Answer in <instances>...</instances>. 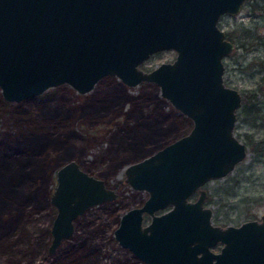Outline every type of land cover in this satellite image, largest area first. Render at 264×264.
I'll return each instance as SVG.
<instances>
[{
    "label": "water",
    "instance_id": "water-1",
    "mask_svg": "<svg viewBox=\"0 0 264 264\" xmlns=\"http://www.w3.org/2000/svg\"><path fill=\"white\" fill-rule=\"evenodd\" d=\"M246 0H0V93L21 103L66 85L92 92L112 76L128 87L150 82L192 120L190 131L129 164L126 182L146 190L114 230L119 244L148 264H264V213L239 225H213L207 180L231 172L248 154L236 135L240 92L225 83L224 58L236 45L220 27ZM173 62L142 68L156 52ZM199 189L198 200L189 195ZM115 189L72 158L56 170V207L48 253L75 232L90 207ZM163 210L162 212H157ZM151 220L144 225L143 214ZM221 242L219 251L211 246Z\"/></svg>",
    "mask_w": 264,
    "mask_h": 264
},
{
    "label": "rangeland",
    "instance_id": "rangeland-1",
    "mask_svg": "<svg viewBox=\"0 0 264 264\" xmlns=\"http://www.w3.org/2000/svg\"><path fill=\"white\" fill-rule=\"evenodd\" d=\"M255 2L259 5L256 9L253 6ZM219 25L231 34L236 45L235 50L224 59V79L226 85L237 89L242 96L235 133L246 144L248 154L229 174L213 178L205 184L209 193L206 204L214 211V223L239 225L249 219H261L264 213V1L247 0L238 15L222 17ZM175 55L174 51L162 52L147 61L142 68L150 71L162 62L173 60ZM108 79L107 84L99 82L88 94H78L68 86L63 89L51 88L45 93L52 94V98L60 101H68L69 104L75 103L76 108L87 109L91 104L90 98L100 87L103 91L116 85L113 81L115 78ZM145 83L148 82L130 88L129 91L135 95L156 93V87H144ZM157 93L162 99L160 91ZM76 96L82 97L80 101L75 99ZM155 106L166 112L174 109L172 105L170 109L164 101L159 104L155 102ZM127 108L126 106L124 110ZM176 115V112L171 114L172 118L163 125L166 127L170 123H176L177 128L171 133L160 134L159 144L162 146L182 135H178L183 129L181 120ZM125 118L126 116H122V120L118 121L119 116H115L106 126L111 129L109 135L115 141L106 138L100 140L104 134L101 130L104 124L100 122L93 125L89 122L90 119L83 118L87 122V131L92 127L100 129L98 137L94 138L84 130L78 136L70 138L69 145L74 150V157L64 161L65 163L75 158L88 172L105 179L109 186L120 185L119 196L94 205L80 215L75 220L73 236L64 239L52 254L48 253V247L52 240L51 228L57 210L50 201L49 205L26 219L24 226L29 232L27 236L16 234L15 240L7 242L6 246H2L0 241V264H147L129 248L121 246L114 235L121 215L134 206L142 205L148 197L147 191L135 190L125 182L126 167L157 150L143 151L152 145L144 135L136 140L140 141V144H135L139 147H132L123 136L122 125ZM114 122H117L116 128ZM191 127L189 123L185 132ZM55 184L56 173L55 181L50 185L53 187L51 194ZM149 219L147 217L145 221L148 222ZM220 243L212 248L219 251Z\"/></svg>",
    "mask_w": 264,
    "mask_h": 264
},
{
    "label": "trees",
    "instance_id": "trees-1",
    "mask_svg": "<svg viewBox=\"0 0 264 264\" xmlns=\"http://www.w3.org/2000/svg\"><path fill=\"white\" fill-rule=\"evenodd\" d=\"M253 6L256 9L259 5L255 2ZM228 38L234 42L231 34H228ZM108 78L114 79L108 76L100 82L105 85L109 81ZM113 81L116 83L114 87L103 91L100 87L95 92L90 98L91 104L87 109L76 108L75 103L69 104L68 101L52 98L50 93H44L21 103H9L0 93V241L2 246L14 241L19 235L27 236L29 232L24 226L26 219L49 205L53 189L50 185L55 181L56 169L65 159L74 157V150L70 148L69 140L86 130L87 122L83 118L90 119L89 122L93 125L100 122L104 124L101 129L104 134L100 140L106 138L115 141L109 135L111 129L106 126L113 117L119 116L118 121H121L122 116H126L122 125L123 136L134 148L139 147L135 144L140 141L136 140L142 135L146 136V140L152 145L143 151L162 147V144H159L160 134L171 133L177 128L176 123L163 127L175 112L177 118L181 120L183 129L178 135L187 130V125L190 123L188 117L172 109L171 104L158 96L157 91L160 90L156 84L150 82L143 84L144 87L151 85L156 87V93L135 95L131 94L129 87L116 78ZM65 87L67 86L61 85L57 88ZM81 98L76 96L75 99L80 101ZM161 101L175 112L172 110L166 112L157 108L155 102L159 104ZM126 106L128 108L125 111ZM90 123L88 125H91ZM114 124L116 128L117 122ZM136 126H140L139 129H136ZM98 130L100 129L92 127L90 131H86L95 138L98 137Z\"/></svg>",
    "mask_w": 264,
    "mask_h": 264
},
{
    "label": "flooded vegetation",
    "instance_id": "flooded-vegetation-1",
    "mask_svg": "<svg viewBox=\"0 0 264 264\" xmlns=\"http://www.w3.org/2000/svg\"><path fill=\"white\" fill-rule=\"evenodd\" d=\"M247 1V0H246ZM246 1L244 2V4L246 3ZM244 4H243V6H244ZM242 6V7H243ZM241 10H242V8H241ZM224 16H232V15H230V14H223L222 16H221V18L222 17H224ZM221 20V19H220ZM226 33V39H228V40H230L229 38H228V34H230V33H228V32H225ZM230 41H232V40H230ZM233 42V41H232ZM234 44H235V42H233ZM168 51H174V50H165V51H160V52H156V53H153V54H151L149 57H148V59L143 63V65L147 62V61H149L151 58H153L154 56H156V55H158V54H160V53H162V52H168ZM175 53H176V51H174ZM176 56H177V54L175 55V58L173 59V60H171V61H167V62H173L175 59H176ZM229 56V55H228ZM227 57V56H226ZM225 57V58H226ZM224 58V59H225ZM162 63H166V62H162ZM142 65V66H143ZM106 78V77H105ZM104 79V78H103ZM102 79V80H103ZM128 87V86H127ZM129 88H134V87H129ZM185 115V114H184ZM188 117V116H187ZM188 119H189V122L191 123V125H192V120L188 117ZM191 129V128H190ZM190 131V130H189ZM189 131H187V132H185V133H183L182 135H184V134H186V133H188ZM182 135H180L179 137H181ZM178 137V138H179ZM173 141V140H172ZM167 144V143H166ZM164 146V145H163ZM159 149V148H158ZM152 154V153H151ZM148 155H150V154H148ZM147 155V156H148ZM230 173V172H229ZM228 173V174H229ZM226 176V175H225ZM224 177V176H223ZM126 178V177H125ZM219 178H221V177H219ZM213 179V178H212ZM211 179H209V180H207L203 185H201L200 186V189H205L206 191H207V194H206V197H205V199H204V206H208L207 204H206V200H207V198H208V195H209V193H208V190L205 188V184L208 182V181H210ZM125 182H126V180H125ZM107 183V182H106ZM128 183V182H127ZM129 184V183H128ZM130 185V184H129ZM107 186L108 187H111V188H113V189H115V191L117 192V197L119 196V190H120V185L119 186H109L108 185V183H107ZM131 186V185H130ZM135 190H139V189H135ZM139 191H142V190H139ZM146 191V190H145ZM200 194H201V192H200V190L199 189H197V190H195L194 192H192L190 195H189V198H190V200H193V201H196V200H198V198L200 197ZM148 196H149V193H148ZM116 197V198H117ZM115 198V199H116ZM148 198V197H147ZM146 198V199H147ZM145 199V200H146ZM108 201V200H107ZM143 205V204H142ZM138 206H141V205H138ZM208 207H210V206H208ZM212 208V207H211ZM163 210H159V211H157V212H162ZM213 209H212V216H213ZM212 216H211V222H212V224L213 225H220V224H216V223H214L213 222V220H212ZM147 217H149L150 219H149V221L151 220V216L150 215H148L146 212H144V214H143V223H144V225H146L148 222H146L145 220H146V218ZM254 219H258V218H254ZM258 220H260V219H258ZM228 225V224H227ZM221 226H226V225H221ZM217 243H219V242H217ZM216 243V244H217ZM216 244H214V245H216ZM221 244V247H222V243H220ZM214 245H212V246H214ZM212 246H211V249L213 250V251H215L213 248H212ZM221 249V248H220ZM217 252V251H216ZM136 255V254H135ZM137 256V255H136ZM138 257V256H137ZM139 258V257H138ZM139 259H141V258H139ZM142 260V259H141ZM144 261V260H143ZM145 262V261H144ZM145 263H147V262H145ZM148 264V263H147Z\"/></svg>",
    "mask_w": 264,
    "mask_h": 264
}]
</instances>
